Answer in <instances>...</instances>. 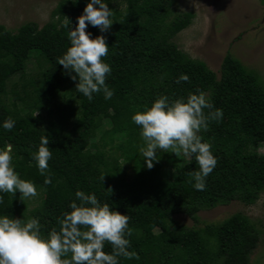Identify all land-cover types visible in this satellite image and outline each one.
Returning a JSON list of instances; mask_svg holds the SVG:
<instances>
[{"label":"trees","instance_id":"16d2710c","mask_svg":"<svg viewBox=\"0 0 264 264\" xmlns=\"http://www.w3.org/2000/svg\"><path fill=\"white\" fill-rule=\"evenodd\" d=\"M88 2L60 0L42 27L27 22L11 31L0 25V123L15 120L11 131L0 127V148L11 146L15 170L43 195L40 204L28 210L19 192L15 198L5 193L0 215L38 218L46 235L59 230L58 219L70 211L79 189L95 193L101 202L130 217L129 250L135 255L121 258L120 264H250L261 235L247 215L238 212L218 223L198 224L202 210L232 201L253 204L264 192V151L246 148L264 147L262 78L230 53L217 73L181 50L174 38L193 23L195 13L176 10L175 0H108L114 20L110 29L101 33L89 25L86 31L93 38H106L105 60L112 67L106 82L114 95L105 100L101 93L89 102L75 92L77 108L73 100L60 104L77 83L57 63L70 46L61 24L67 16L74 28ZM33 55L45 61L40 77L14 83L9 99L10 81L17 74L24 76ZM182 73L190 80L177 84ZM197 91L224 113L221 122L213 121L207 131L198 133L217 158L204 191L195 190L191 182V173L198 170L192 155L172 178L162 171L160 161L148 169L139 154L140 130L131 120L159 96L186 98ZM113 108L121 113L107 134L119 143L110 150L106 143L90 144ZM45 134L52 152L49 185L31 155ZM124 161H134L133 179L127 178ZM102 174L104 183L99 179ZM176 214L189 216L196 225L180 223ZM104 250L111 252V245L106 243Z\"/></svg>","mask_w":264,"mask_h":264},{"label":"clouds","instance_id":"9594fccd","mask_svg":"<svg viewBox=\"0 0 264 264\" xmlns=\"http://www.w3.org/2000/svg\"><path fill=\"white\" fill-rule=\"evenodd\" d=\"M112 17L108 0H89L74 28L67 16L61 24L67 29L70 46L57 57V63L77 82L75 92L89 102L101 93L105 100L114 95V90L106 82L112 72L111 65L105 60L109 54L106 38L104 35L93 38L86 31L91 25L99 28L101 33L107 32L114 22ZM189 80L190 76L182 73L176 83ZM223 117V110L216 108L203 91H197L189 93L186 98L159 96L150 107L135 112L131 120L140 130L143 143L139 145V154L148 169L159 161V152L174 153L177 157L192 155L198 170L191 173V182L195 190L204 191L206 178L215 169L217 158L211 144L204 142L198 133L207 131L211 122L219 123ZM14 126L12 118L0 123V127L7 131ZM49 142L48 136L42 135L31 154L39 174L45 177L46 185L52 184ZM104 177L105 174L99 177L103 183ZM17 192L25 203L38 195L37 186L21 178L15 170L9 145L0 148V206L4 205L3 194L15 198ZM68 207L70 211H65L58 219L59 230L54 228L46 235L42 234L38 218L25 220L0 215V264H120L121 258L130 259L135 255L129 250L128 237L132 235V229L127 214L101 202L95 193L79 189ZM106 243L111 245V252L104 250Z\"/></svg>","mask_w":264,"mask_h":264},{"label":"rangeland","instance_id":"374dc122","mask_svg":"<svg viewBox=\"0 0 264 264\" xmlns=\"http://www.w3.org/2000/svg\"><path fill=\"white\" fill-rule=\"evenodd\" d=\"M60 0H0V25L11 31H16L27 22H36L40 27L50 19L54 8ZM174 8L178 11L195 13L193 23L181 31L174 41L178 47L195 59L205 61L208 66L220 73L224 57L230 53L239 59L246 67L255 70L264 82V0H175ZM34 51L33 54H36ZM45 61L41 56L33 55L27 64L24 76L15 75L9 85V99L12 97L14 83L40 77L41 68ZM20 83V84H21ZM68 91L60 100L67 104L73 100L77 108L78 99L75 90ZM121 111L113 108L109 119H102V126L90 144H97L110 150L118 139L113 142L107 132L118 123ZM247 151L263 152L264 147L246 146ZM93 148V155L95 154ZM162 171L169 178L176 176L177 167L186 163L189 156L177 157L174 153L159 152ZM156 164V162L154 163ZM123 167L128 179L136 175L134 161H124ZM43 195L28 199V210L37 207ZM247 215L260 231L259 246L251 256L250 264H264V192L253 204L232 201L218 205L215 208L199 212V224L218 223L234 213ZM175 219L187 226L196 225L195 221L185 214H176Z\"/></svg>","mask_w":264,"mask_h":264}]
</instances>
